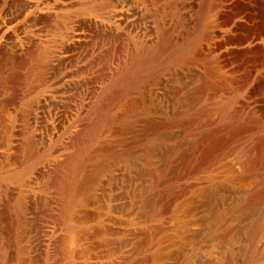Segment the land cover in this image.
<instances>
[{"label": "rangeland", "instance_id": "obj_1", "mask_svg": "<svg viewBox=\"0 0 264 264\" xmlns=\"http://www.w3.org/2000/svg\"><path fill=\"white\" fill-rule=\"evenodd\" d=\"M227 4L208 0L206 7L198 2L188 13L177 9L171 15L163 6L142 9L153 26L149 34L157 53L151 61L160 64L109 106L101 103H109L115 88L114 38L91 36L82 61L75 54L71 66H86L72 76L65 103L56 109L61 124L43 110L35 122L37 149L51 153L41 156L13 188L1 183L0 194L8 196L3 210L15 207L10 204L18 196L23 201L0 218V242L3 236L8 243L9 264H51L58 258L47 243L49 226L55 225V235L63 232L48 172L53 150L76 124L104 107L116 117L82 174L85 181L81 178L72 210L70 231L77 242L71 264H264V184L249 181L241 164V146L250 148L251 160L264 175V50L240 53L253 38L264 44V0ZM240 21L246 23L237 29L234 24ZM213 42L218 47L208 54ZM183 47L190 53L182 57ZM212 60L219 63L218 76L233 81L221 84L208 75L205 67ZM57 68L50 69L54 77L61 73ZM34 92V100L43 94ZM0 121L2 145L6 124ZM160 204L165 207L158 214Z\"/></svg>", "mask_w": 264, "mask_h": 264}, {"label": "bare ground", "instance_id": "obj_2", "mask_svg": "<svg viewBox=\"0 0 264 264\" xmlns=\"http://www.w3.org/2000/svg\"><path fill=\"white\" fill-rule=\"evenodd\" d=\"M224 1L228 3L226 7L235 6L236 4L242 5L246 2V0ZM198 2L203 3V7H206V4L208 6V0H0V81L2 82L0 85H3L2 88L4 87L3 89L5 90V93L2 92L4 95L0 100V114L3 115L1 118L4 119V124H6L3 126L4 128L6 126V140L2 136L5 141H3L4 143L2 145L0 142V187L2 183L3 188H5L6 185H8L10 189L13 188L11 185L13 184L14 186V183H20L22 178L30 173L36 166L39 158H42L41 156L44 157L45 154L51 153V149L48 150V148L45 150L41 149L42 152H40L36 146L38 144H36L34 128L38 113L42 110L52 113L55 121L61 124L59 118L56 117V109L59 104L62 103L63 105V103H65V91L72 76L82 69H85L86 66L85 63H82L73 68L71 66L72 59L78 54L82 61L81 58L85 57L84 46L87 44V41L89 42L88 39L91 36L94 39L95 35H97L98 38V34L105 33L110 37L112 36L115 40L112 46V52L110 53V60L112 59V61L116 63L114 72L115 88L113 89L114 91L108 95L109 97H107L109 103L105 104L99 101L102 105L109 106L113 103H117L118 94H126L127 91L133 87L137 78L141 77L145 71L152 70L154 67L156 69L159 61L158 58V61H156L157 63L151 61L154 60L155 54L157 53L153 50L152 40L149 34L153 26L150 24V21H148L147 14L144 15V13H141L142 9L145 7L156 8L163 6V9L171 12H168L170 15L176 13L177 9L188 13ZM201 22L203 25L207 24V20L204 17L201 19ZM244 22L240 21L234 24V26L239 27L243 25ZM222 33L223 32H221V34ZM225 37L230 38L228 36ZM198 38L199 34L194 36L192 39L193 45L196 44ZM231 38L233 37L231 36ZM230 40L227 41L229 42ZM244 40L245 39L241 41L243 42ZM217 47L218 44L214 42L209 44L207 47L208 54L214 52ZM185 48L183 47L180 49L181 51L179 54L182 57L183 54L186 56L188 54L187 52H189V49ZM256 49L264 50V44L260 43L258 38H253L240 48V53L244 52L251 55ZM173 54L171 56H173ZM208 54L206 53L207 56H209ZM222 55L224 56L225 53L223 52ZM201 56H203V54ZM207 63L208 62H206V64ZM58 66L60 68H57ZM53 68L61 70L58 77H54V74H50V69ZM205 68H208V75L215 81L220 80V83L229 84L232 80L231 78H233L231 76L229 80L228 78L218 76L219 63L217 61L212 60L209 67ZM100 70L97 71L99 72ZM84 82H82V85ZM36 89L38 91L43 90V94L34 100L32 99V94L36 93L34 92ZM86 105L87 104H85V106ZM132 105L133 104L130 102L128 107ZM104 108H106L104 111H97L92 117L85 118L76 124L77 126L67 134L62 141L63 143L57 149L53 150V152H56V156L53 158L48 172L50 173V182L53 189L52 193H54L53 199L56 198L58 201L59 219H57L60 220L63 232L55 235V225L49 226L47 231L48 246L51 245V247H54L53 249H56L55 252L58 254V258H55L54 262H50L51 264H71L70 259L75 253L74 246L76 245L77 238L70 229L73 216V204L81 184L83 183L81 180H84L82 174L93 157L98 154L97 149H95L96 144L103 138L109 123L116 117L108 111V107ZM92 109L95 110V108ZM59 117H61V115H59ZM119 117L118 115V118ZM2 133H4V131ZM241 148L243 159V163L241 164L246 172L248 171L247 174L249 173L248 175H250V179L248 180H251L255 186L257 184H264L263 173H261L259 170L260 168L258 169L251 160L250 148L245 149L243 146H241ZM2 193L5 194L4 192ZM3 194H0V197L2 196V200L4 201V203L0 205V218L2 214L7 211L5 210L6 208L11 210L12 207L8 208L7 205H5V211L3 210L4 204H7L8 197ZM18 194L22 195L20 193ZM15 198L13 197V200ZM21 199L22 197L20 198V196H18L12 203L8 201L11 203L10 205H15V207L12 208L18 209L19 204L22 205L23 203ZM20 200L22 203H20ZM163 206L164 205L160 204L156 213L161 214V208ZM17 217L15 218L18 222L19 217ZM4 220L1 219L3 222ZM13 220L11 219V221ZM0 224H2V222H0ZM13 230H15V228ZM10 231L12 230L10 229ZM12 232H10L11 235ZM17 236L16 237L19 238L20 235L17 234ZM13 238H15V236H13ZM0 243L1 264H9L8 252L6 253V244L8 243H6L3 236ZM14 257H16V255ZM80 257H82V255ZM11 258H13V256Z\"/></svg>", "mask_w": 264, "mask_h": 264}]
</instances>
